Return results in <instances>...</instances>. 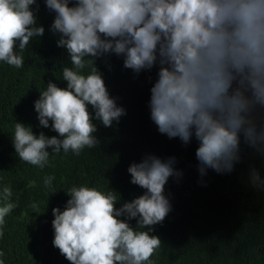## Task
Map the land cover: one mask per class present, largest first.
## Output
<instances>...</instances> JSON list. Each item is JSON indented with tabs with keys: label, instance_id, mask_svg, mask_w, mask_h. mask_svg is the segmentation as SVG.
<instances>
[{
	"label": "clouds",
	"instance_id": "9594fccd",
	"mask_svg": "<svg viewBox=\"0 0 264 264\" xmlns=\"http://www.w3.org/2000/svg\"><path fill=\"white\" fill-rule=\"evenodd\" d=\"M35 3L0 0V61L15 68L24 66V50L45 33L30 8ZM45 3L55 13L51 27L61 34L57 46L66 49L71 67L62 68L67 87L49 82L34 109L39 124L49 128L51 121L60 138L43 132L37 136L30 125L16 121L12 142L20 161L43 169L50 155L61 150L79 155L99 145L89 105L106 128L126 114L95 66L94 58L108 53L124 55V67L137 74L159 64L150 89V118L170 139L188 144L194 134L201 175L206 169L233 171L240 160L241 133L264 154V127L252 115L257 105L264 106V0H75L71 7L70 0ZM174 163V157L165 161L155 155L132 163L130 182L146 191L119 209L114 190L71 187L65 209H52L54 247L70 264L150 262L161 246L158 236L149 235L151 226L171 211L165 185L170 177L182 175ZM54 180V175L45 176L44 187L51 189ZM251 180L253 187L264 188L255 169ZM12 196V188L4 186L0 226L17 206ZM39 206L33 202V212ZM137 217L133 228L127 221Z\"/></svg>",
	"mask_w": 264,
	"mask_h": 264
},
{
	"label": "trees",
	"instance_id": "16d2710c",
	"mask_svg": "<svg viewBox=\"0 0 264 264\" xmlns=\"http://www.w3.org/2000/svg\"><path fill=\"white\" fill-rule=\"evenodd\" d=\"M74 4L75 0H70L69 6ZM30 8L37 25L45 28L44 35L24 50L23 67L0 61V206L6 185L12 188L11 201L17 205L0 226V261L70 264L53 245L52 209H65L70 199L66 192L73 186L114 190L118 200L120 197L115 205L119 209L146 191L130 182L128 167L155 155L165 161L174 157L173 167L182 175L170 177L165 185L171 211L162 223L151 226L154 230L149 235L158 236L161 246L145 264H264V188L253 187L251 180L253 169L264 180V154L249 146L241 133L240 160L233 171L218 174L206 169L201 175L195 155L199 142L194 134L188 144L178 137L170 139L150 118V89L158 79V63L137 74L124 67V55L108 53L94 58L110 96L126 114L106 128L95 119L89 105L99 145L85 148L79 155L61 150L50 155L43 169L18 159L12 142L16 121L30 125L37 136L43 132L60 138L51 121L49 128L39 124L34 102L49 82L66 88L62 68L71 67L66 49L57 46L61 34L51 27L55 13L45 0H36ZM252 115L257 126L264 127V106L257 105ZM50 175L55 180L53 187L46 189L43 180ZM33 202L40 205L36 213ZM138 219L127 222L136 228Z\"/></svg>",
	"mask_w": 264,
	"mask_h": 264
}]
</instances>
